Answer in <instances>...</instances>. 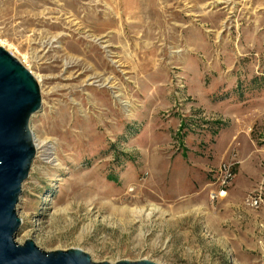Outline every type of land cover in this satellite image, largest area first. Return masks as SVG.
Instances as JSON below:
<instances>
[{"label": "rangeland", "instance_id": "374dc122", "mask_svg": "<svg viewBox=\"0 0 264 264\" xmlns=\"http://www.w3.org/2000/svg\"><path fill=\"white\" fill-rule=\"evenodd\" d=\"M0 47L42 101L17 243L264 264V0H0Z\"/></svg>", "mask_w": 264, "mask_h": 264}, {"label": "water", "instance_id": "95a60500", "mask_svg": "<svg viewBox=\"0 0 264 264\" xmlns=\"http://www.w3.org/2000/svg\"><path fill=\"white\" fill-rule=\"evenodd\" d=\"M41 105L36 78L0 47V264H109L94 263L80 249L44 252L32 240L15 241L21 226L16 205L36 156L30 120ZM115 264L156 263L122 260Z\"/></svg>", "mask_w": 264, "mask_h": 264}, {"label": "built area", "instance_id": "2783aa9c", "mask_svg": "<svg viewBox=\"0 0 264 264\" xmlns=\"http://www.w3.org/2000/svg\"><path fill=\"white\" fill-rule=\"evenodd\" d=\"M220 170L222 171V175H221L220 183L218 185L219 195L225 194V187L230 183V181L233 179L234 176V173L230 171V169L227 166H223L222 169ZM245 203L251 208H257L260 203V199L256 196L249 197L246 199Z\"/></svg>", "mask_w": 264, "mask_h": 264}, {"label": "bare ground", "instance_id": "6f19581e", "mask_svg": "<svg viewBox=\"0 0 264 264\" xmlns=\"http://www.w3.org/2000/svg\"><path fill=\"white\" fill-rule=\"evenodd\" d=\"M36 80H37V82H39V80L36 78ZM34 143H35V148H36V151L38 152L39 150H40V148H42V147H39V145L36 143V141L34 140ZM42 155L43 156H45V155H47V153H46V151H43V153H42Z\"/></svg>", "mask_w": 264, "mask_h": 264}]
</instances>
